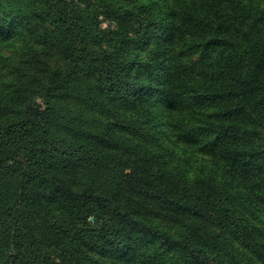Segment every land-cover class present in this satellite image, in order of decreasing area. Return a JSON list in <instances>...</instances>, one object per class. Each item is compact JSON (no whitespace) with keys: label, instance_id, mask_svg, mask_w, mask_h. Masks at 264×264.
<instances>
[{"label":"trees","instance_id":"trees-1","mask_svg":"<svg viewBox=\"0 0 264 264\" xmlns=\"http://www.w3.org/2000/svg\"><path fill=\"white\" fill-rule=\"evenodd\" d=\"M0 264H264V0H0Z\"/></svg>","mask_w":264,"mask_h":264},{"label":"rangeland","instance_id":"rangeland-1","mask_svg":"<svg viewBox=\"0 0 264 264\" xmlns=\"http://www.w3.org/2000/svg\"><path fill=\"white\" fill-rule=\"evenodd\" d=\"M102 26L105 28V27H107V23L106 22H103V24H102ZM16 53V52H15ZM8 55H9V53H8ZM40 105H41V101L40 100H35V106H38V107H40Z\"/></svg>","mask_w":264,"mask_h":264}]
</instances>
